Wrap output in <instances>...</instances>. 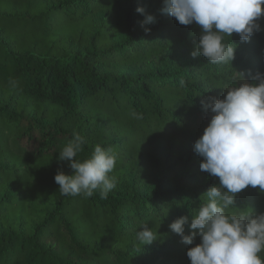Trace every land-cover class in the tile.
<instances>
[{
	"label": "trees",
	"instance_id": "trees-1",
	"mask_svg": "<svg viewBox=\"0 0 264 264\" xmlns=\"http://www.w3.org/2000/svg\"><path fill=\"white\" fill-rule=\"evenodd\" d=\"M162 7L0 0V264H191L186 253L201 238L185 244L169 225L185 216L191 234L203 194L219 184L194 151L212 115L201 101L223 99L237 73L247 82L264 74V17L249 41L225 37L231 63L211 64L191 56L200 26ZM149 14L156 22L141 26ZM73 133L87 141L76 159L96 145L117 153L119 183L107 199L99 190L60 195L54 176L73 170L59 152ZM226 211L264 213V192L249 186ZM143 224L157 235L145 246L136 237Z\"/></svg>",
	"mask_w": 264,
	"mask_h": 264
},
{
	"label": "clouds",
	"instance_id": "clouds-1",
	"mask_svg": "<svg viewBox=\"0 0 264 264\" xmlns=\"http://www.w3.org/2000/svg\"><path fill=\"white\" fill-rule=\"evenodd\" d=\"M264 0H163L161 12L174 17L181 25L194 22L201 35L191 56H204L211 64H228L235 58V48L225 43V37L238 34L247 42L260 31L264 17ZM136 11L145 14L144 7ZM153 15H145L144 24H154ZM150 31L145 28V32ZM237 73V72H236ZM227 89L223 99L202 100V107L210 110L211 118L203 134L196 140L194 151L202 161L201 171L219 178V184L210 187L203 196L207 202L192 216L190 229L185 235L188 218L181 216L170 225L182 242L192 245L199 236L201 242L187 251L191 264H264V213L256 215L230 214L235 196L251 186L264 192V74L257 73L253 82L243 79ZM16 87V82L10 80ZM134 119H143L133 111ZM86 139L73 133V138L59 152V159L69 162L72 175L58 171L54 176L61 196H93L99 190L101 199L119 183L113 175L117 153L109 146L96 145L91 156L76 159L84 150ZM136 232L143 246L157 239L147 224Z\"/></svg>",
	"mask_w": 264,
	"mask_h": 264
},
{
	"label": "rangeland",
	"instance_id": "rangeland-1",
	"mask_svg": "<svg viewBox=\"0 0 264 264\" xmlns=\"http://www.w3.org/2000/svg\"><path fill=\"white\" fill-rule=\"evenodd\" d=\"M250 76H251V74H250ZM236 77H237V80L239 81L240 80V78H239V76H238V74L236 75ZM252 77H253V75H252ZM245 81V80H244ZM203 119H200V118H198V117H196L195 119H194V122L195 123H198V124H203Z\"/></svg>",
	"mask_w": 264,
	"mask_h": 264
}]
</instances>
